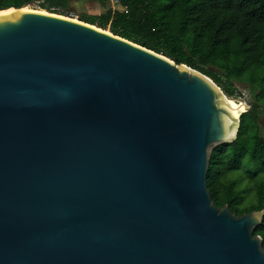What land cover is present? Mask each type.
<instances>
[{"label":"water","instance_id":"95a60500","mask_svg":"<svg viewBox=\"0 0 264 264\" xmlns=\"http://www.w3.org/2000/svg\"><path fill=\"white\" fill-rule=\"evenodd\" d=\"M225 97L95 25L0 17V264H264V209L207 189L242 114Z\"/></svg>","mask_w":264,"mask_h":264},{"label":"trees","instance_id":"16d2710c","mask_svg":"<svg viewBox=\"0 0 264 264\" xmlns=\"http://www.w3.org/2000/svg\"><path fill=\"white\" fill-rule=\"evenodd\" d=\"M70 0H45L41 9L66 7ZM25 0H0V10L18 9ZM83 22L160 53L176 64L209 77L228 99H243L235 82L249 84V109L239 118L235 140L215 147L209 158L207 189L214 205L237 215L264 209V136L259 119L264 107V0H118ZM235 174V178L231 175ZM253 181L251 199L239 180ZM253 235L262 238L264 217Z\"/></svg>","mask_w":264,"mask_h":264},{"label":"rangeland","instance_id":"374dc122","mask_svg":"<svg viewBox=\"0 0 264 264\" xmlns=\"http://www.w3.org/2000/svg\"><path fill=\"white\" fill-rule=\"evenodd\" d=\"M41 3H45V0H25L24 5L22 7L29 9H41ZM43 10L82 21L81 19H84V17L88 15L99 16L108 10L121 11L122 8L118 4V0H70L66 7H50L49 10ZM105 30L109 31V26H107ZM235 85L238 91L242 93L243 99L231 100L238 104L244 103V105L247 107L248 101H250L252 95L250 92L249 84L244 81L243 83L235 82ZM259 126L260 134L264 136V107H262V113L259 119ZM235 177V174L231 175V178ZM238 187L245 189V201L252 198L254 192L253 181H248L246 179L241 178L239 180Z\"/></svg>","mask_w":264,"mask_h":264},{"label":"bare ground","instance_id":"6f19581e","mask_svg":"<svg viewBox=\"0 0 264 264\" xmlns=\"http://www.w3.org/2000/svg\"><path fill=\"white\" fill-rule=\"evenodd\" d=\"M30 11H34V12L42 11V13L45 12L44 10L29 9L25 7H20L18 9L6 8V9L0 10V17L8 16L11 14H16V13L30 12ZM224 100L228 103L230 109L232 110L233 118L238 117L241 113H243L246 110L245 108L246 106L244 105V103H242L243 105L235 103L233 100L228 99L227 97H225Z\"/></svg>","mask_w":264,"mask_h":264}]
</instances>
